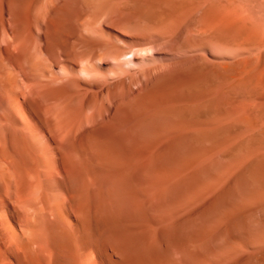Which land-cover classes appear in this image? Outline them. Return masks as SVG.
I'll return each mask as SVG.
<instances>
[{"label":"rangeland","instance_id":"1","mask_svg":"<svg viewBox=\"0 0 264 264\" xmlns=\"http://www.w3.org/2000/svg\"><path fill=\"white\" fill-rule=\"evenodd\" d=\"M13 1L0 0V59L15 75L14 91H24L13 111L26 127L22 138L33 128L37 146L25 150L13 133L10 140L21 145L12 142V149L5 136V153L25 178L9 169L7 195L44 196L54 179L61 183L52 190L58 198L66 200L71 181L78 195L77 151L95 137L142 157L173 149L161 161L175 176L167 182L166 173L133 166L131 190L145 193L147 202L189 174L188 160L209 155L197 168L200 187H172L164 207L152 203L147 218L159 225L208 209L206 220L193 215L183 230L201 253H176L175 264H264V188L249 175L264 161V0ZM31 36L39 52L9 46ZM24 98L36 100L33 109ZM50 105L51 134L36 121L47 119ZM249 147L257 150L247 159ZM237 157L247 160L237 165ZM64 161L73 172L68 181ZM27 162L36 172L26 171Z\"/></svg>","mask_w":264,"mask_h":264},{"label":"bare ground","instance_id":"2","mask_svg":"<svg viewBox=\"0 0 264 264\" xmlns=\"http://www.w3.org/2000/svg\"><path fill=\"white\" fill-rule=\"evenodd\" d=\"M17 1L14 0L13 2ZM1 16L0 26L3 18ZM35 39L33 36L23 37L18 41L14 39L13 44L9 43V46L16 51L29 49L31 46L39 52L40 48ZM48 71L47 85L53 87L56 78L51 70ZM12 73L0 59V140H2L0 143L6 140L5 136L8 140L12 139L11 135L15 133L16 136L14 137L19 136L22 145L19 142L16 144H20L26 150L30 146L34 148V144L37 145L35 134L30 133L33 128L29 129L28 138H22L23 123H20V119L14 114L16 111L14 109H17L18 104H20L17 102L18 95H23L24 91L22 89L17 93L14 91L17 87L10 81ZM12 76L15 75L12 74ZM4 100L6 101L4 102ZM24 100L31 109L34 108L36 100L29 101L25 98ZM46 110L49 114L47 119L43 120L40 115H37L36 121L51 134L55 109L53 105H50ZM24 128L26 127L24 126ZM16 139L13 138L14 141H9V147L12 142H16ZM7 143L8 141H5L4 146ZM232 143L233 141L226 142L225 145H231ZM3 144L4 152L0 151V264H175L172 258L176 253L189 251V253H194L195 256L198 255L201 246L198 245L197 248H194L196 240L191 235H187V232H185L186 234L183 232L185 223L188 220L190 222L195 214L173 222L169 219L164 220L158 225L156 221L149 220L147 210L153 208L148 209L149 206H152V203H155V205L158 203L159 209L163 208L162 203L165 202L166 204L164 199H167L166 196L169 194L167 192L175 188L174 186L179 185V188H185L186 191L192 189L193 192L196 191L200 187V172L197 171V168L200 163L209 158V155L196 160H188L185 163L184 172L189 170V174L158 194L153 200L147 202L142 200L145 193L141 195L137 192V195L131 190L130 185L134 184L132 181L133 172L136 168H141L145 169V172L150 171L149 173H151L150 175L153 174L152 176H160L166 173L165 182L173 179L175 176L171 175L168 167L164 168L165 165L161 162L165 159L163 156L168 155L167 158L173 154V149L169 147L166 150L149 155L150 157H142L122 149H115L109 142L95 137L86 141L85 145L77 151L79 152V160H77L78 164H75L78 166L76 167V170H78L76 173L79 172L81 178V183L78 181L80 183V193L75 194L76 188H73L71 184L73 181H71L70 185L68 184L67 196H64L66 200H62L54 195L55 193L52 191L53 189L56 191V188L61 186V183L55 179H49L54 181L53 184H49L45 180L48 184L44 185L46 193L47 191L52 193L48 192L46 194L44 191V196H8L4 190L8 188L9 169L14 170L15 173L18 172L16 175H20L21 181H24L25 178L19 163L14 162L16 160H13L11 154L5 153V150L9 149L8 145L6 149ZM251 149L255 148L252 147ZM251 149L250 152L244 153V155H247V159L256 154L257 149L255 151H251ZM247 159L241 160L238 158L236 164L240 165ZM263 159L260 158V161L262 162ZM45 160L47 159L45 158L43 161ZM87 160H91L92 164L95 165L92 174L88 169L89 165L87 164L89 163H87ZM43 161H41L40 167L47 171L49 167ZM263 162L262 167H259L256 163V166L254 165L255 167L249 170V175L258 184L261 183L259 186L263 184L262 187L264 188ZM16 163H18V166ZM30 165L27 162L25 164L27 170H25L30 173L36 172V169L33 171ZM60 165L65 175L63 180L65 178L68 181L73 172H69V168L68 171L65 170L67 169L66 162ZM136 165L138 166L133 168ZM47 172L51 174V170ZM46 175V172H44V176ZM150 184L156 187L153 182H150ZM205 193L206 191L202 188L198 191L199 195ZM64 206H66V210L63 209ZM207 210H202L203 212L200 210L198 215L196 213L198 220L201 218V222H203V219L206 220L204 216L208 212ZM199 252L201 253V251Z\"/></svg>","mask_w":264,"mask_h":264}]
</instances>
